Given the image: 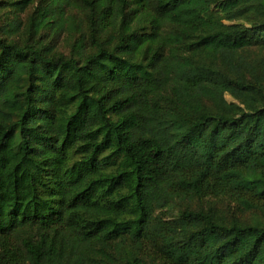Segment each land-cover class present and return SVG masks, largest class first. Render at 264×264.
Wrapping results in <instances>:
<instances>
[{"label": "trees", "instance_id": "1", "mask_svg": "<svg viewBox=\"0 0 264 264\" xmlns=\"http://www.w3.org/2000/svg\"><path fill=\"white\" fill-rule=\"evenodd\" d=\"M258 51L264 0H0V264H264Z\"/></svg>", "mask_w": 264, "mask_h": 264}, {"label": "rangeland", "instance_id": "2", "mask_svg": "<svg viewBox=\"0 0 264 264\" xmlns=\"http://www.w3.org/2000/svg\"><path fill=\"white\" fill-rule=\"evenodd\" d=\"M258 55H260V54H264L263 53V51H258ZM227 100L228 101H231V98L230 97H227ZM225 202V203H224ZM209 203L211 204V205H213V206H216L217 207V209H221V210H226V207H225V205L226 204H228L225 200H217V199H214V198H212V199H209V200H206L205 202H204V205H209ZM196 205H198L197 203H196ZM227 211V210H226ZM225 211V212H226ZM249 219H250V216L249 215H246V214H244V215H242L241 216V220L243 221V222H247V221H249Z\"/></svg>", "mask_w": 264, "mask_h": 264}]
</instances>
